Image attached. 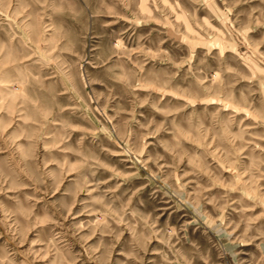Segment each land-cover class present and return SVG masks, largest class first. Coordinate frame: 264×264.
<instances>
[{
  "label": "rangeland",
  "instance_id": "1",
  "mask_svg": "<svg viewBox=\"0 0 264 264\" xmlns=\"http://www.w3.org/2000/svg\"><path fill=\"white\" fill-rule=\"evenodd\" d=\"M0 264H264V0H0Z\"/></svg>",
  "mask_w": 264,
  "mask_h": 264
}]
</instances>
